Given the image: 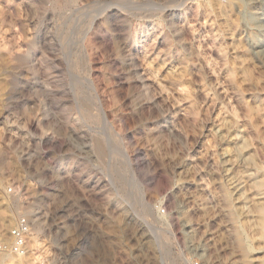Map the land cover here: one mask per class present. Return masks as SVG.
I'll use <instances>...</instances> for the list:
<instances>
[{"label": "rangeland", "instance_id": "rangeland-1", "mask_svg": "<svg viewBox=\"0 0 264 264\" xmlns=\"http://www.w3.org/2000/svg\"><path fill=\"white\" fill-rule=\"evenodd\" d=\"M21 214L0 264H264V0H0V236Z\"/></svg>", "mask_w": 264, "mask_h": 264}, {"label": "built area", "instance_id": "built-area-1", "mask_svg": "<svg viewBox=\"0 0 264 264\" xmlns=\"http://www.w3.org/2000/svg\"><path fill=\"white\" fill-rule=\"evenodd\" d=\"M8 194H14L13 186L7 190ZM32 231V219L26 215H19L14 224L10 227L7 235L0 236V254L26 259L31 256L29 237ZM192 264H204L201 259L195 260Z\"/></svg>", "mask_w": 264, "mask_h": 264}, {"label": "bare ground", "instance_id": "bare-ground-1", "mask_svg": "<svg viewBox=\"0 0 264 264\" xmlns=\"http://www.w3.org/2000/svg\"><path fill=\"white\" fill-rule=\"evenodd\" d=\"M95 23V22H94ZM92 28V27H91ZM86 39H87V37H86V35L84 36V38H83V40L86 42ZM92 85H94V91H95V95L96 96H94L95 98H96V105H97V109H98V113H97V115H96V117L98 118V119H102L104 122H108V115H107V113H106V110H105V108H104V106H103V102H102V100H101V97H100V95L98 94V92H97V89H96V86H95V84H94V82L92 81ZM128 156H129V154H128ZM32 225H33V222H32ZM161 244H162V242H160ZM188 243V242H187ZM199 243V242H198ZM36 244H39V237L35 234V232L33 231H31V234H30V237H29V246H30V249L31 250H33V248L31 247V245H33V246H35ZM195 246V248H197V243L195 244H192V246ZM163 247V246H162ZM194 248V247H193ZM198 249V248H197ZM196 249V250H197ZM197 251H199V250H197ZM32 252V251H31ZM2 255H4V254H2ZM31 256H33V254L31 253ZM27 258V257H26ZM37 258H39V257H37ZM167 263V262H166ZM32 264H34V262L32 263Z\"/></svg>", "mask_w": 264, "mask_h": 264}]
</instances>
